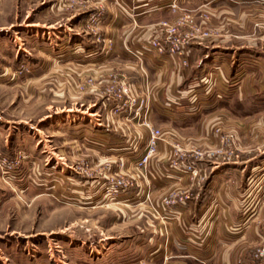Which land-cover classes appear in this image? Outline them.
<instances>
[{"label": "crops", "instance_id": "1", "mask_svg": "<svg viewBox=\"0 0 264 264\" xmlns=\"http://www.w3.org/2000/svg\"><path fill=\"white\" fill-rule=\"evenodd\" d=\"M49 2L47 25L68 29V20L75 17L58 13L64 0ZM75 4L81 6L79 17L98 12L102 37L113 47L91 48L84 40L52 48L51 54L65 58L67 68H81V77L72 72L65 80L71 98L66 119L37 128L32 138L0 130V153L15 155L18 146L27 145L37 157L35 163L43 165L30 197L55 198L58 193L48 195L40 183H54L64 175L74 181L73 167L82 158L97 168L107 160L128 163L136 181L130 204L92 206L100 201V192L90 193L89 185L73 191L87 205L80 208L89 232H83L81 241L87 245L83 252L88 259L107 264L120 247L131 246L140 256L133 264H264V259H255L264 247V0H75ZM206 11L211 12L213 25L224 26L219 40L193 43L182 57L163 62L147 48L149 40L160 35L163 21ZM41 23L36 25L42 27ZM92 75L100 91L110 77L116 81L123 75L127 82L120 80L128 84L130 95L147 98L149 113L132 111L122 117L115 105L108 107L106 93L94 100L93 91H88L78 100L74 93L80 81ZM47 82L60 83L56 77ZM144 119L163 137L149 165L139 168L136 161L147 140ZM229 133L236 135L239 147L236 159L227 162L217 153L220 138ZM194 152L205 155L196 161L207 175L203 185L172 168L173 162L191 163ZM104 174L102 168L94 182L102 181ZM59 196L68 197L64 192ZM185 196L190 197L185 205L165 203L167 198L177 201ZM0 215L5 224V207H0ZM69 219L60 233L55 227L46 232L41 219L36 221L39 238H57L55 244L72 246L73 215ZM61 245L56 246L62 249ZM49 248L55 252L54 244ZM65 258L66 254L59 259L61 264H67Z\"/></svg>", "mask_w": 264, "mask_h": 264}, {"label": "rangeland", "instance_id": "2", "mask_svg": "<svg viewBox=\"0 0 264 264\" xmlns=\"http://www.w3.org/2000/svg\"><path fill=\"white\" fill-rule=\"evenodd\" d=\"M49 1L0 0V116L5 118V120L0 119V130L5 135L7 132L10 134L24 132L32 138L35 131L39 130L37 128H48L52 123L56 121L61 123L62 119H66L67 115L64 112L70 105L71 98H67L69 87L65 85V80L72 75V72L78 76L81 68L78 65H75L74 68L71 66H69L70 69L67 68L65 58L56 59V55L51 54L52 48L55 51L61 44L68 43V41L81 44L80 42L84 40L88 42L91 48L99 45L113 47V43L109 39L102 37L101 25L88 24L86 15L79 17L81 6H77L72 0H64L59 5L60 10H58L61 15L75 17L74 20H68L69 28L51 29L47 25L51 13ZM189 13L191 12L186 14ZM94 14H98V12ZM184 15L162 23L174 24L178 18ZM190 15L193 16V13ZM211 18L210 11L194 17L195 24L201 29L202 34H209L208 37H201L194 44L221 38L222 31L220 28L224 26L213 25ZM37 22H43L40 25L42 27H38ZM261 28L264 29V23H261ZM52 77H56L60 83L58 85L49 84L47 81ZM117 77L116 81H114L113 76L110 77L109 83L106 86H101L100 91L94 75L89 76L80 81L77 93L75 92L74 95L77 94L76 97L80 100L82 95L88 91H93L94 100L97 98L100 100L99 95L106 93L108 94L105 96L107 97L106 102L109 103L107 104L108 107L117 105L116 100L109 98V96L115 92L118 93L122 88L124 84L121 82V78L127 82L123 75H117ZM126 87L128 88V84ZM117 110L119 111V109ZM121 113L120 116L124 117L123 112ZM144 127L146 128V126ZM227 135H233L237 142L235 134L229 133ZM238 147L237 142V152ZM221 148L222 152L219 148L218 158L227 162L231 161L228 160V149ZM25 149H28V152H25ZM19 152L25 155V162L15 173L18 174V178L16 177L14 184H12V180H6L4 183L0 177V207H5V224H2L4 220L0 219L2 220L0 221V264H61L62 261L59 259L65 254L67 258L64 261H67V264H96L97 260L88 259L87 254L83 252V250H88L87 245L83 247L81 244L82 239H85L84 233H89L83 226L82 218L84 215L81 213V208L87 205L84 204L85 200L75 198L73 191L82 187L86 188L89 185L91 188H87V190L90 193L100 192L98 199L100 201L95 202V205L92 206L98 205L108 208L111 206L124 207L121 205L130 204L131 191H127L120 197L119 202H111L112 200L109 199L102 202L104 193L108 188L107 178L119 176L129 183H133L136 187V181L131 176L128 163L123 162L114 165L112 161L107 160L105 165L97 168L89 165L86 158H82L83 160L78 162L81 166L75 163L73 167L74 181L68 182L64 175L63 178L54 183H44V181H42L43 184L40 183L43 191H48V195L51 196L53 192H57L55 198L42 196L39 200H35L32 196L30 197L29 191L37 185L36 173L40 174L43 171V165L35 163L37 157L29 151L27 145L18 146L15 155L7 154V152L0 153V155L8 156L12 160L16 158ZM102 168L105 177L100 182H94L96 181L94 178L101 172ZM207 182L206 180L204 184ZM60 192L67 193L68 197L66 199L60 197ZM118 204L121 205L118 206ZM71 215L74 217L73 230L76 237L72 246H67L66 243L62 244L60 241L55 244L57 238L55 240L39 238L36 221L41 219L46 232H50V229L55 227L60 233L65 232L64 228L68 225L67 221L71 222L69 219ZM0 218L3 217L0 215ZM50 243L52 246L54 244L55 252L52 251L53 248H49ZM56 245H61L62 249ZM134 248L131 246L120 247L114 259H107V264H113L115 260L123 264H133L140 257L135 256ZM61 251L63 252L60 253Z\"/></svg>", "mask_w": 264, "mask_h": 264}, {"label": "built area", "instance_id": "3", "mask_svg": "<svg viewBox=\"0 0 264 264\" xmlns=\"http://www.w3.org/2000/svg\"><path fill=\"white\" fill-rule=\"evenodd\" d=\"M72 1L75 2V0ZM171 9L173 12H176L178 7L173 5ZM98 20L99 15L91 14L87 19V23L95 25L98 24ZM161 26L162 31L160 35L151 38L147 43V48H149L160 62H163V60L168 58L182 57L186 53L187 48L195 41L199 40L201 37L209 36L208 33L202 34L201 29L195 24L194 16L190 14H185L178 18L174 24L162 23ZM113 95L114 100L118 103L115 105L116 108L124 114L134 111L136 115L144 114L146 116L149 113L150 103L147 98L144 96L136 97L130 95L126 85H122L120 91L118 93L115 92ZM143 121V125L147 128V140L144 154L136 161V166L139 168H144L149 165L151 159L158 153L159 143L163 137L160 129L150 124L146 119ZM220 145L221 147L228 149V160L233 161L236 159L237 142L233 135H222L220 138ZM221 149L220 152H222ZM190 157L193 159L191 163L184 165L182 163L173 162L172 168L185 171L191 179L196 180L200 185H203L207 180V175L205 174V171L196 166V161L204 157V153L194 152ZM24 162L25 155L22 152H19L16 158L12 160L8 156L0 155L1 180L4 183L6 180H12V184H14L15 180L18 178V174L15 173H17ZM107 179L108 188L104 193L102 202L108 199L112 200L111 202H119L118 199H120V197H122L127 191H132L135 187L133 183H129L119 176ZM146 199H148V195ZM189 200V196H185L177 201L171 197L167 198L165 203L168 206H181L187 204ZM255 259L260 261L264 259V247L257 250Z\"/></svg>", "mask_w": 264, "mask_h": 264}]
</instances>
